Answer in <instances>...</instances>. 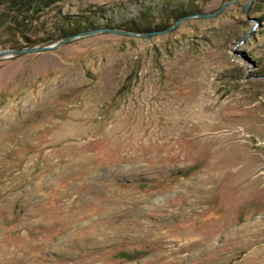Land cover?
Returning a JSON list of instances; mask_svg holds the SVG:
<instances>
[{
	"label": "rangeland",
	"instance_id": "obj_1",
	"mask_svg": "<svg viewBox=\"0 0 264 264\" xmlns=\"http://www.w3.org/2000/svg\"><path fill=\"white\" fill-rule=\"evenodd\" d=\"M22 1L0 49L157 32L0 58V264H264V0Z\"/></svg>",
	"mask_w": 264,
	"mask_h": 264
},
{
	"label": "water",
	"instance_id": "obj_2",
	"mask_svg": "<svg viewBox=\"0 0 264 264\" xmlns=\"http://www.w3.org/2000/svg\"><path fill=\"white\" fill-rule=\"evenodd\" d=\"M226 4L227 3H224L216 11H214L213 13L207 14V15H213L215 13H218L220 10H222L224 8V6ZM100 32H112V33H118V34H124V35H142V34L150 35V34L155 33L157 31H154V32L150 31V32L142 33V32H135V31L125 30V29H120V28H116V27L101 28V29H88V30H84V31L76 33V34L63 36V37L57 38L53 41H50V42H47L44 44H40V45L25 46V47H19V48L0 49V58L6 57V56H11V55L23 54L26 52H38V51H44V50H53L62 44L71 42V41L76 40L80 37H84V36H88V35H92V34L100 33Z\"/></svg>",
	"mask_w": 264,
	"mask_h": 264
},
{
	"label": "trees",
	"instance_id": "obj_3",
	"mask_svg": "<svg viewBox=\"0 0 264 264\" xmlns=\"http://www.w3.org/2000/svg\"><path fill=\"white\" fill-rule=\"evenodd\" d=\"M31 1L32 0H23L21 3V7L22 8L27 7V9L31 10V11L34 9V11L36 12V11L40 10L42 8V6H44V4L48 3L49 0H37V2H35V4ZM62 28H64V27H62ZM62 30L65 31V30H69V29H66V27H65ZM53 38L54 37H52L50 39H53Z\"/></svg>",
	"mask_w": 264,
	"mask_h": 264
}]
</instances>
